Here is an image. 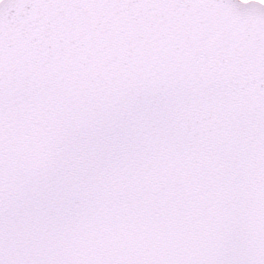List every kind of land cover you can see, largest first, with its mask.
<instances>
[{"label":"snow or ice","instance_id":"1","mask_svg":"<svg viewBox=\"0 0 264 264\" xmlns=\"http://www.w3.org/2000/svg\"><path fill=\"white\" fill-rule=\"evenodd\" d=\"M0 264H264V0H0Z\"/></svg>","mask_w":264,"mask_h":264}]
</instances>
